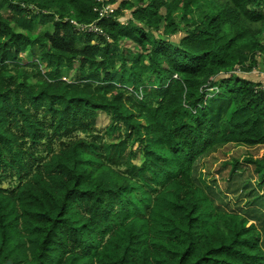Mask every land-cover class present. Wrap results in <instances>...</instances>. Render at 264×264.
<instances>
[{"label": "trees", "instance_id": "16d2710c", "mask_svg": "<svg viewBox=\"0 0 264 264\" xmlns=\"http://www.w3.org/2000/svg\"><path fill=\"white\" fill-rule=\"evenodd\" d=\"M259 66L264 0H0V264H264Z\"/></svg>", "mask_w": 264, "mask_h": 264}, {"label": "rangeland", "instance_id": "374dc122", "mask_svg": "<svg viewBox=\"0 0 264 264\" xmlns=\"http://www.w3.org/2000/svg\"><path fill=\"white\" fill-rule=\"evenodd\" d=\"M199 2H201L202 0H198ZM212 12V7H210L208 4H206V6H203V8H201L199 5H197L194 8V20L195 22L200 20V16H203L206 13H211ZM127 14V11L125 12ZM122 21H126L127 20V16H124L122 18H120ZM36 29V28H35ZM16 31H21L17 28H15ZM43 31V27L42 26H38L37 30L35 32L37 33H42ZM181 34L172 38L173 40L177 41L180 38ZM124 47L130 49V51H135V48L132 47L131 44H123ZM253 73H251L252 75L264 79V68L259 66L258 69H254ZM244 76H247L248 74H244L242 73ZM216 92H210L209 96H213ZM227 117V116H226ZM224 117V119L226 118ZM228 118V117H227ZM96 130L100 132L102 131H106L108 130L110 123H109V117L104 114V113H99L97 121H96ZM121 128H119L118 131H120ZM120 135L122 138L118 139V140H123L124 138V133L123 131H120ZM107 138L108 135L106 136ZM114 141V139H111L110 142ZM131 142V141H130ZM260 153V149L255 147V148H246V147H238V146H233V145H227L223 148H220L219 150H216V152L211 153L203 158L200 159V161L198 160L196 162V164H198V178L199 180L201 179L202 181L206 182V179L209 182V178L213 177L214 179H216L217 185L219 187L220 190H225L226 188V179L228 178V170H223L220 173H218V170L220 169V167L222 166V164L226 161H230L231 159H238V160H242V158L244 157H256L257 155H259ZM238 173L243 175V178H247V177H254L252 171L250 170V168H247L245 165H242L241 168L237 169ZM200 180V181H201ZM205 184V183H204ZM257 192L260 194L261 190L257 189ZM261 195V194H260ZM236 206V205H235Z\"/></svg>", "mask_w": 264, "mask_h": 264}, {"label": "built area", "instance_id": "2783aa9c", "mask_svg": "<svg viewBox=\"0 0 264 264\" xmlns=\"http://www.w3.org/2000/svg\"><path fill=\"white\" fill-rule=\"evenodd\" d=\"M113 8L109 5H104L102 8L100 7L98 9V13L100 17L103 16H107L108 14H110L111 12H113ZM81 30H87L90 33H95L96 35H104V33L102 32V30L95 24H91V25H86V26H82L80 27Z\"/></svg>", "mask_w": 264, "mask_h": 264}, {"label": "water", "instance_id": "95a60500", "mask_svg": "<svg viewBox=\"0 0 264 264\" xmlns=\"http://www.w3.org/2000/svg\"><path fill=\"white\" fill-rule=\"evenodd\" d=\"M4 264H11V262L10 261H7L6 263H4Z\"/></svg>", "mask_w": 264, "mask_h": 264}]
</instances>
